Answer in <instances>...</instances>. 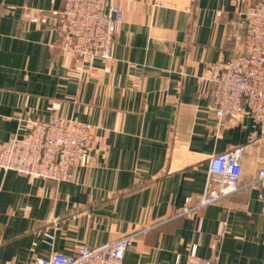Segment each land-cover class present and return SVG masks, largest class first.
<instances>
[{
	"label": "crops",
	"instance_id": "1",
	"mask_svg": "<svg viewBox=\"0 0 264 264\" xmlns=\"http://www.w3.org/2000/svg\"><path fill=\"white\" fill-rule=\"evenodd\" d=\"M114 60L60 47L64 0H0V142L53 115L92 126L89 162L70 180L0 168V264H28L135 233L126 264L185 263L193 244L218 264H264V126L214 111L208 67L231 57L252 0H117ZM244 146L241 188L197 204L209 158ZM226 222L218 234L221 222Z\"/></svg>",
	"mask_w": 264,
	"mask_h": 264
},
{
	"label": "built area",
	"instance_id": "2",
	"mask_svg": "<svg viewBox=\"0 0 264 264\" xmlns=\"http://www.w3.org/2000/svg\"><path fill=\"white\" fill-rule=\"evenodd\" d=\"M242 15L245 31L236 32L233 55L211 64L204 79L212 84V107L218 116L238 120L250 114L264 126V0L247 3ZM41 20L57 21L63 52L108 64L114 60V33L125 21V10L117 0H64L61 8L44 12ZM94 141L92 126L76 118L53 115L35 120L24 134L0 142V168L57 182L70 180L75 168L88 164ZM243 152L244 146H237L214 153L200 201L192 204L187 197L181 213L191 214L240 190ZM256 181L264 190V166ZM225 223L221 222L219 235ZM135 236L84 245L73 253L55 251L28 264H126L125 254ZM218 247L216 241L212 255L203 258L193 244L186 262L177 264H218Z\"/></svg>",
	"mask_w": 264,
	"mask_h": 264
},
{
	"label": "water",
	"instance_id": "3",
	"mask_svg": "<svg viewBox=\"0 0 264 264\" xmlns=\"http://www.w3.org/2000/svg\"><path fill=\"white\" fill-rule=\"evenodd\" d=\"M244 31H245V27L242 28V32H244Z\"/></svg>",
	"mask_w": 264,
	"mask_h": 264
}]
</instances>
